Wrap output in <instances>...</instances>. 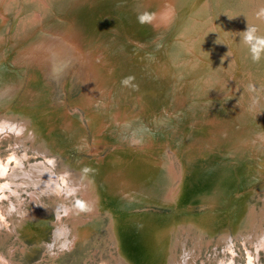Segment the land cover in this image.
<instances>
[{
  "label": "bare ground",
  "instance_id": "bare-ground-1",
  "mask_svg": "<svg viewBox=\"0 0 264 264\" xmlns=\"http://www.w3.org/2000/svg\"><path fill=\"white\" fill-rule=\"evenodd\" d=\"M239 1L0 0V264L9 244L57 258L103 211L116 264H196L214 240L201 264H236V240L264 264V51L244 39L264 0Z\"/></svg>",
  "mask_w": 264,
  "mask_h": 264
},
{
  "label": "rangeland",
  "instance_id": "rangeland-1",
  "mask_svg": "<svg viewBox=\"0 0 264 264\" xmlns=\"http://www.w3.org/2000/svg\"><path fill=\"white\" fill-rule=\"evenodd\" d=\"M239 3H240L239 0L238 1L235 0V3L233 4V6L238 7ZM208 19H210L212 21L214 20L212 22V24L210 26H208V28L212 27L213 29H215V27H217V21L214 19V12L212 10H210L208 12ZM63 33L64 32L61 33V37H63V39L66 40V38H65L66 34H63ZM72 56H73V54H72ZM77 68L80 69V65H78ZM19 70H20V68H19ZM80 73H81V71H80ZM63 79H65V76L63 77ZM63 79L62 80L60 79V81H59L60 85L64 84ZM66 80H69V78ZM66 80H65V84L63 85V86H65V88H66V85L69 84L68 81L66 83ZM54 83H55V89L59 91L60 85L57 84L56 82H54ZM65 90H67V89H65ZM73 95L71 96V98H69V94H67L66 95V98H67L66 101H68L69 103L74 101L75 98H73ZM90 139H92V138L90 137ZM56 144L58 146L59 145L62 146L63 142L58 141ZM167 147H168L169 153L172 154L171 157H173V159L177 158V155L173 156V153L175 152V150L173 148H171V149L169 148L170 147L169 142H167ZM7 149H8L7 141L3 140V137H1L0 138V153H6ZM175 182H176L175 185L178 186L179 180L178 181L175 180ZM231 199H233V201L235 202L233 195L231 197L228 196L227 201L229 202V200H231ZM50 200L46 199L43 201H45L47 205L48 204H50L51 206L54 205V203L49 202ZM252 200H254V202H256V203H259L262 201L261 198H258V196L253 197ZM77 201L81 202L84 205L83 210H81V208L77 205ZM227 201H226V205H227ZM67 202H70L73 206L78 208L79 213H80L79 215L81 218H83V219L89 218V215L91 213L87 209V206L89 207V204H87L88 201L86 199H84L82 196L76 194L74 196H71L67 200ZM260 204H261V206L263 205L262 202ZM229 207L227 208L228 210L227 209H225V210L229 211V209H230ZM103 212L104 213L100 212L101 215L99 214L101 223H100V226L98 229L91 228L89 231L86 230V232L85 231L79 232L78 233L79 237L77 239L76 245L74 244L75 247L72 246L73 248L71 250H66V251L62 252V254H60L55 259H50V257L46 258L44 256V251H41V248H35L34 244H33L34 240L25 234L24 235V242H25V244H28V246H32V244H33L32 249L29 252L26 251L25 253H18V250H16V247H18V244H15L14 247L11 246L12 244H9L8 248L9 249L12 248L11 249L12 250V256L10 257L12 259L11 264H116L117 262L115 260H116V258H118L119 254L116 253L113 244H111L112 243V240L110 241L111 232L109 230L112 217L109 216L111 214L109 211L107 213H105V211H103ZM119 213L121 214V212H119ZM133 215H137V213H133ZM129 216L130 215L128 214V217ZM67 219H69V218H66L65 220H67ZM71 222H72L71 219L67 220V225H69V228L74 230ZM52 226H53V222L48 221L47 228H46V226L41 227V229H43L45 231V235H43L44 238L48 239ZM199 241H201V239ZM7 243H9V240L6 239V244ZM174 243H175L174 237L172 236L170 238L169 246L172 247V244H174ZM195 243H196V247L198 248V245H197L198 243H197V241L194 240V238L192 241H190L188 243L187 248L191 249ZM214 243H215V240H214ZM214 243H212V241H210V243L208 245L206 242L202 243L203 246L197 252V255H198L196 258L197 261L195 260L196 264H201V260H204V261L207 260V258H209L210 255L212 257L216 256L215 251L217 253V256H219L220 252L223 253V248L219 247V245H215ZM5 245H4V247L1 248V250L4 252L7 250ZM197 248L195 249L196 251H197ZM234 250H236L235 252L237 253L236 254V264H247L246 251L244 250V247L241 244V241H239V240L235 241ZM220 257H222V256L220 255Z\"/></svg>",
  "mask_w": 264,
  "mask_h": 264
},
{
  "label": "clouds",
  "instance_id": "clouds-1",
  "mask_svg": "<svg viewBox=\"0 0 264 264\" xmlns=\"http://www.w3.org/2000/svg\"><path fill=\"white\" fill-rule=\"evenodd\" d=\"M261 15H264V9H261ZM256 29L253 28H246L245 32V42L250 44L251 46V52L253 54V60H258L260 58L261 51H264V38L255 36ZM223 57H221V60ZM251 87V86H250ZM77 205L81 208V210L84 209V205L77 201ZM0 219H3V217H0ZM249 264H251V261H249Z\"/></svg>",
  "mask_w": 264,
  "mask_h": 264
},
{
  "label": "water",
  "instance_id": "water-1",
  "mask_svg": "<svg viewBox=\"0 0 264 264\" xmlns=\"http://www.w3.org/2000/svg\"><path fill=\"white\" fill-rule=\"evenodd\" d=\"M10 60H12V59H10ZM9 65L12 66L11 63H10ZM12 67H13V66H12ZM53 71H54V70H53ZM62 71L65 72L64 69H62ZM48 73H49V71H48ZM63 77H64V76H63ZM63 77H61L60 79L62 80ZM65 77H66V76H65ZM59 81H60V80H59ZM59 81H58V79H56L54 82H56L57 84H59ZM59 85H60V84H59ZM60 87H61V85H60ZM7 90L9 91L10 89H7ZM57 91H58V90H57ZM15 97H16V96H15ZM15 97H14V98H15ZM250 131H254V130H250ZM255 132H257V131H255ZM256 134L259 135V133H256ZM252 136L254 137L255 134H252L251 136L248 135L246 141L249 140V139H252ZM262 140H263V139H262ZM246 141H245V142H246ZM257 143H258V142H256V143L254 142V144H253V146H252V148H251V149L253 150V149H256L257 147H259V150H257V151L255 152L256 155H257L259 152L261 153V152L264 150V147H260ZM211 149H216V148L212 147ZM260 150H261V151H260ZM256 155H255V156H256ZM205 156H206V155H205ZM255 156H254V157H255ZM196 183H197L198 185L203 186L204 183H205V181H203L202 183H198V181H197ZM188 185H190V189L188 190V192H189V191L193 188V186H192L193 184L191 185L190 182H189V180H188ZM183 203H185V202H183ZM202 203H203V202H202ZM197 204H198V203H196V202L191 203V205H192L193 207H194V205H197ZM191 205H190L189 207H192ZM198 205H199V204H198ZM130 208H132V207H130ZM185 208H186V207H185ZM128 209H129V208H128ZM138 216H139V215H138ZM192 217H198V216H197V215H196V216L193 215ZM138 218H139V217H137V219H138ZM112 224H113V223H112Z\"/></svg>",
  "mask_w": 264,
  "mask_h": 264
}]
</instances>
